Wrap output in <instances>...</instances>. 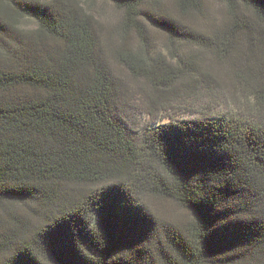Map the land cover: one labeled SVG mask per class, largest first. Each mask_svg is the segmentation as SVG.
Returning a JSON list of instances; mask_svg holds the SVG:
<instances>
[{
  "label": "trees",
  "instance_id": "obj_1",
  "mask_svg": "<svg viewBox=\"0 0 264 264\" xmlns=\"http://www.w3.org/2000/svg\"><path fill=\"white\" fill-rule=\"evenodd\" d=\"M105 1L0 0V264H264V0Z\"/></svg>",
  "mask_w": 264,
  "mask_h": 264
},
{
  "label": "rangeland",
  "instance_id": "obj_2",
  "mask_svg": "<svg viewBox=\"0 0 264 264\" xmlns=\"http://www.w3.org/2000/svg\"><path fill=\"white\" fill-rule=\"evenodd\" d=\"M158 1L159 4L153 2L151 3V7L153 8H160L164 11L171 10L174 16L176 17L177 13L173 9L172 6V0H155ZM80 2L87 8H90L94 14L100 15L98 18L100 19V22L102 24H113L116 23L119 19L120 13L117 12V10L107 1L105 0H80ZM202 5L204 9L206 10V15L201 18H187L184 22L187 24V27L198 29L205 31L207 28L210 27L209 24L218 25L220 24L224 14L222 11V5L217 2L216 0H203ZM22 26L24 27H30L32 26L31 22L28 21H22ZM154 42L156 43V46L159 50L164 51L166 47V41L164 38L159 37L157 34L154 36ZM138 106V110H136L135 115L138 119H147L146 111L144 106L142 105L141 97L139 95H136L135 97ZM194 106L192 109H198L203 104L202 98L196 99L193 101ZM189 105L191 103L184 102V100H178L176 103H173V106L175 109H178L177 111L182 112L189 108ZM191 109V107H190ZM169 110V109H168ZM172 113V110L166 111L163 113H159L161 116H168ZM179 113V115H181ZM159 115V116H160ZM167 119V117L165 118ZM164 119V120H165ZM152 205L154 207V210L156 211L157 215H159L160 218L167 220L171 223L173 222H182L186 220V213L181 209L178 205H174L171 202H162V201H152Z\"/></svg>",
  "mask_w": 264,
  "mask_h": 264
}]
</instances>
